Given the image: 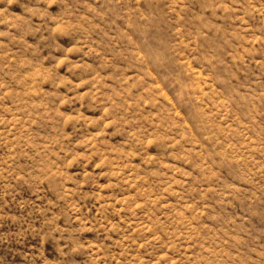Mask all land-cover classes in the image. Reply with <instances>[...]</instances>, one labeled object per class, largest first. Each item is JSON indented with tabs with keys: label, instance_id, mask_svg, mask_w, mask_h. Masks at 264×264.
I'll use <instances>...</instances> for the list:
<instances>
[{
	"label": "rangeland",
	"instance_id": "rangeland-1",
	"mask_svg": "<svg viewBox=\"0 0 264 264\" xmlns=\"http://www.w3.org/2000/svg\"><path fill=\"white\" fill-rule=\"evenodd\" d=\"M0 264H264V0H0Z\"/></svg>",
	"mask_w": 264,
	"mask_h": 264
}]
</instances>
